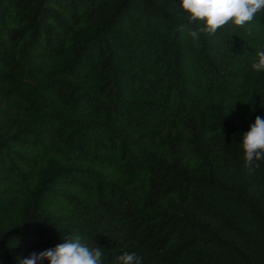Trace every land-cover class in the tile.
I'll return each mask as SVG.
<instances>
[{
	"label": "trees",
	"instance_id": "1",
	"mask_svg": "<svg viewBox=\"0 0 264 264\" xmlns=\"http://www.w3.org/2000/svg\"><path fill=\"white\" fill-rule=\"evenodd\" d=\"M190 27L180 0H0V264L71 234L105 264H264V11Z\"/></svg>",
	"mask_w": 264,
	"mask_h": 264
},
{
	"label": "clouds",
	"instance_id": "2",
	"mask_svg": "<svg viewBox=\"0 0 264 264\" xmlns=\"http://www.w3.org/2000/svg\"><path fill=\"white\" fill-rule=\"evenodd\" d=\"M180 8L188 14L189 25L200 24L202 27L189 28V35L198 41L200 34L214 36L219 30L232 25L244 27L250 24L258 13L264 11V0H180ZM252 69L264 72V51H258L257 60ZM245 168L255 172L264 161V118L257 116L250 125V131L243 134ZM102 247H90L80 235L72 234L65 242L55 248L40 253L33 252L27 258H18V264H105ZM114 264H143L135 252H124L116 257Z\"/></svg>",
	"mask_w": 264,
	"mask_h": 264
}]
</instances>
